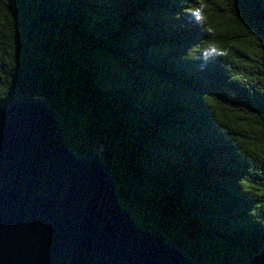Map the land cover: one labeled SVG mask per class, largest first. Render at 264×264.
Here are the masks:
<instances>
[{
	"label": "trees",
	"instance_id": "trees-1",
	"mask_svg": "<svg viewBox=\"0 0 264 264\" xmlns=\"http://www.w3.org/2000/svg\"><path fill=\"white\" fill-rule=\"evenodd\" d=\"M24 97L196 264L264 251V0H0V103Z\"/></svg>",
	"mask_w": 264,
	"mask_h": 264
},
{
	"label": "water",
	"instance_id": "water-1",
	"mask_svg": "<svg viewBox=\"0 0 264 264\" xmlns=\"http://www.w3.org/2000/svg\"><path fill=\"white\" fill-rule=\"evenodd\" d=\"M0 264L196 263L123 208L101 146L78 156L50 102L24 97L0 103Z\"/></svg>",
	"mask_w": 264,
	"mask_h": 264
},
{
	"label": "snow or ice",
	"instance_id": "snow-or-ice-1",
	"mask_svg": "<svg viewBox=\"0 0 264 264\" xmlns=\"http://www.w3.org/2000/svg\"><path fill=\"white\" fill-rule=\"evenodd\" d=\"M196 11L199 12V9H197Z\"/></svg>",
	"mask_w": 264,
	"mask_h": 264
}]
</instances>
